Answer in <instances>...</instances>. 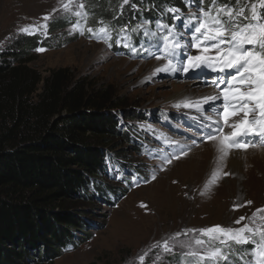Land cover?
<instances>
[{"label": "rangeland", "instance_id": "1", "mask_svg": "<svg viewBox=\"0 0 264 264\" xmlns=\"http://www.w3.org/2000/svg\"><path fill=\"white\" fill-rule=\"evenodd\" d=\"M81 2L73 0L69 12L63 11L61 0H0V54L7 50H26L29 39L41 44L37 49H45L43 52L35 49L25 55L26 60H32L26 67L33 73V79L40 81L31 99H39L46 80L53 73L65 71L71 83L79 81L96 93L104 91L114 105H121L114 113L120 128L128 129L135 143L146 148L148 155L135 154L134 148L130 150L122 139H116L109 148L119 152L125 164L135 171L138 169L146 181L138 180L113 208H99L96 204L89 207L99 229L93 230L92 237L76 250L62 254L50 264H141L139 257L145 252L142 264H189L192 258L184 255L189 248L203 254L209 245H195L197 238L207 242L208 237H202L199 232L185 235L187 229L216 225L240 228L244 224L264 228V220L257 218L255 224L249 220L257 209L264 208V148L232 150L226 159L218 161L215 142L205 141L203 137L218 127L213 121L220 119L216 111L222 99L202 104L203 115L194 107L182 106L186 101H195L189 97L196 92L198 96L208 91L217 95L228 77L207 74L205 78L215 76L217 83L202 81L208 69L203 64L183 72L184 53L199 54L195 47L181 48L183 60H179L174 73L153 74L156 68L151 64L163 67L167 60L154 58L157 53L144 44L131 53L119 49L116 42L108 43L109 47L84 28L81 35L77 27L80 24L73 22L63 29L70 17L81 18L73 14L83 12L76 7ZM193 13L197 12L192 10L188 16H182L187 18ZM45 16L50 19L44 21ZM45 24L47 27H43ZM142 25L139 24L141 28ZM24 27H29L31 34L22 32ZM182 30H177V38L182 45H191L194 32L186 27ZM144 33L142 29L137 35L143 37ZM191 117L195 124L187 122ZM237 120L239 117H232L230 122ZM225 131L231 129L225 128ZM218 167L222 168L219 179L210 191L201 195ZM242 216L245 219L236 224ZM177 233L181 234L178 239H172ZM165 240L169 241L172 252L166 253L160 247L150 249L153 243L162 244ZM213 243L224 248L218 242ZM242 245L253 247L251 243ZM252 258L251 255L244 257L245 260ZM219 264H229V261Z\"/></svg>", "mask_w": 264, "mask_h": 264}, {"label": "trees", "instance_id": "2", "mask_svg": "<svg viewBox=\"0 0 264 264\" xmlns=\"http://www.w3.org/2000/svg\"><path fill=\"white\" fill-rule=\"evenodd\" d=\"M82 2L87 17H70L63 29L77 23L95 32L107 25L108 43L125 34L133 51L140 44L151 49L159 43L158 25L172 26L174 16L212 7V0H129L130 7H121L123 0ZM253 3L259 0H215L216 7L234 9ZM258 8L264 15V8ZM142 29L144 36L139 37ZM25 45L26 50L0 54V264H50L76 250L99 229L89 207L113 208L138 180L146 181L109 148L122 139L135 154L148 155L128 129L120 128L114 113L121 105H114L104 91L71 83L65 71L53 73L39 99H31L40 81L26 67L32 60L25 55L41 44L29 39ZM252 248L231 244L223 251L228 261L245 264L250 255L245 250Z\"/></svg>", "mask_w": 264, "mask_h": 264}, {"label": "snow or ice", "instance_id": "3", "mask_svg": "<svg viewBox=\"0 0 264 264\" xmlns=\"http://www.w3.org/2000/svg\"><path fill=\"white\" fill-rule=\"evenodd\" d=\"M128 3L129 0H123L121 7ZM72 4L73 0H67V2L61 0L63 11H72ZM76 7L83 10L85 5L81 2ZM132 7L136 6L132 5ZM258 7L264 8V0H259V4L253 3L236 9L227 5L216 7L215 0H212V7L209 10L206 11L201 7L198 9V14L193 13L188 19V24L192 25L194 32L191 37V45H182L175 31L168 25H158L159 28L167 29L168 34L162 37L163 55H154V58L166 59L167 63L163 67L156 68L153 74L174 73L177 67L173 63V58L178 55V50L182 47H195L199 54L184 53V60L181 63L186 62V66L181 69L183 72L187 73L189 68H200L203 64L213 72L226 73L228 77L227 82L224 83L217 95H209L192 102L186 101L182 105L185 108L194 107L197 112L203 115L202 104L222 99L221 107L216 111V115L223 120V123H220V119L213 121L218 127L203 137L205 141L215 142L218 161L226 159L232 150L246 151L249 148H264V17L257 11ZM213 8L215 14H213ZM246 8L249 12L247 15L245 14ZM167 11L178 13L179 9L168 8ZM73 14L77 17H87V13L82 11H75ZM222 17H227V19ZM175 18L179 19L178 16ZM49 19V16L43 17L44 21ZM43 27H47V25L45 24ZM77 27H79L80 34L83 35V27L79 25ZM21 31L31 34L29 27H24ZM87 31L105 44H108L111 39V32L107 25L101 26L95 32L92 28H87ZM108 46L111 47L110 44ZM37 51L43 52L45 49L40 48ZM229 70L234 71L229 72ZM212 83L216 84L217 82L213 80ZM180 106L177 105V107ZM232 117H239V120L230 122ZM225 128L231 129V131L226 132ZM237 137H241V139H237ZM183 154L187 155V152ZM176 158L179 159V155ZM168 162L171 163L170 160ZM221 174L222 168L220 167L213 171L211 179L205 184L204 192L201 195L211 190ZM223 174L227 175V173ZM247 203L251 204L252 202L248 201ZM141 207H145V205H141ZM262 213H264V208L257 209L249 218L250 223L255 224L257 218L264 220V215H260ZM244 219L245 217L242 216L235 223L240 224ZM190 232H199L202 237H208L207 242L197 238L195 245L202 246L207 243L209 247L203 254L198 249L189 248L184 253L185 256L192 258L189 264H204L205 261L219 264L220 261L228 260V253L213 242H218L224 248H231L229 242L236 245L251 243L253 245L251 252L248 253L245 250V254H250L253 258L245 261V264H264V228L259 225L252 227L250 224H244L240 228L216 225L204 229H187L184 234L187 235ZM180 235L177 233L172 239H178ZM157 247L162 248L166 253L172 252L168 240L162 244L153 243L150 249ZM181 247L184 245L181 244ZM145 255L147 252L139 257L141 264ZM229 264L232 262L229 261Z\"/></svg>", "mask_w": 264, "mask_h": 264}, {"label": "bare ground", "instance_id": "4", "mask_svg": "<svg viewBox=\"0 0 264 264\" xmlns=\"http://www.w3.org/2000/svg\"><path fill=\"white\" fill-rule=\"evenodd\" d=\"M261 8V7H260ZM259 9V8H258ZM152 65H154V68H158V65H155V64H151V66ZM208 80V82H210V81H213L212 79H207ZM209 95H212V96H215V95H213V93L212 92H210V91H208V92H206V93H203V95L202 96H198V92H196L193 96H198V98H193V96L192 97H189L191 100H199L200 98H202V97H206V96H209ZM193 98V99H192ZM213 103H214V101H212ZM239 139H241V138H239ZM249 139H252V137H249ZM210 142H212V141H210ZM131 235V234H130ZM129 239V238H128Z\"/></svg>", "mask_w": 264, "mask_h": 264}]
</instances>
